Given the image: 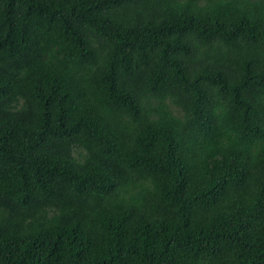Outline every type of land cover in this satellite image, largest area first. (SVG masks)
<instances>
[{"label":"trees","instance_id":"trees-1","mask_svg":"<svg viewBox=\"0 0 264 264\" xmlns=\"http://www.w3.org/2000/svg\"><path fill=\"white\" fill-rule=\"evenodd\" d=\"M0 264H264V0H0Z\"/></svg>","mask_w":264,"mask_h":264}]
</instances>
